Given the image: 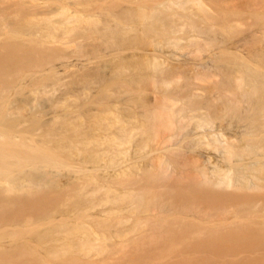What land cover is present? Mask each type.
Wrapping results in <instances>:
<instances>
[{
    "label": "bare ground",
    "instance_id": "1",
    "mask_svg": "<svg viewBox=\"0 0 264 264\" xmlns=\"http://www.w3.org/2000/svg\"><path fill=\"white\" fill-rule=\"evenodd\" d=\"M0 264H264V0H0Z\"/></svg>",
    "mask_w": 264,
    "mask_h": 264
},
{
    "label": "rangeland",
    "instance_id": "2",
    "mask_svg": "<svg viewBox=\"0 0 264 264\" xmlns=\"http://www.w3.org/2000/svg\"><path fill=\"white\" fill-rule=\"evenodd\" d=\"M176 76V78L178 79V81H179V83L181 84V83H184V75L183 74H176L175 75ZM181 76V77H180ZM180 78V79H179ZM176 79V80H177ZM216 81L218 80L217 78L215 79ZM195 83H196V85H198L199 87H204L205 89H208L209 90V86H208V83L205 81V80H197V81H195ZM200 83H202V84H200ZM206 84V85H205ZM60 89H62V88H60ZM59 91V90H58ZM113 99V98H112ZM108 100L109 101H112L111 100V98H108ZM91 102H86V104H84V105H82V109H86L87 111H89V110H91V109H93L96 105H95V102L94 103H92V100H90ZM214 107H216L215 105H214ZM50 108H46L45 109V111H47V110H49ZM51 110V109H50ZM44 111V112H45ZM93 133H98L97 132V130H95V131H92ZM191 151V150H190Z\"/></svg>",
    "mask_w": 264,
    "mask_h": 264
}]
</instances>
